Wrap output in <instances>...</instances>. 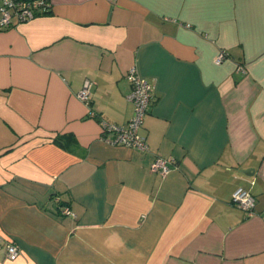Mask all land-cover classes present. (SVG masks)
Masks as SVG:
<instances>
[{
    "label": "crops",
    "instance_id": "obj_1",
    "mask_svg": "<svg viewBox=\"0 0 264 264\" xmlns=\"http://www.w3.org/2000/svg\"><path fill=\"white\" fill-rule=\"evenodd\" d=\"M50 2L0 30V264H264V0ZM132 67L146 151L101 137Z\"/></svg>",
    "mask_w": 264,
    "mask_h": 264
},
{
    "label": "built area",
    "instance_id": "obj_2",
    "mask_svg": "<svg viewBox=\"0 0 264 264\" xmlns=\"http://www.w3.org/2000/svg\"><path fill=\"white\" fill-rule=\"evenodd\" d=\"M50 7V0H3L0 4V30L12 25L13 20L16 24H20L38 14L46 13ZM224 57L225 52H220L215 57V63H220ZM126 78L130 83V90L126 99L133 104V115L124 124L100 119L101 137L110 144H119L146 151L148 144L140 129L151 103L153 85L151 80L139 74L134 67L128 71ZM90 88L91 81L85 79L82 87L76 93V96L86 104L90 103ZM95 114L93 110H89V115L94 116ZM173 166H176V161L173 158L155 156L149 164V169L164 177ZM230 202L249 216L255 213V197L249 190L237 187L231 193ZM59 210L61 214L74 215L66 204H59ZM5 251L7 258L13 260L18 256L19 248L16 243L8 242L5 245Z\"/></svg>",
    "mask_w": 264,
    "mask_h": 264
},
{
    "label": "water",
    "instance_id": "obj_3",
    "mask_svg": "<svg viewBox=\"0 0 264 264\" xmlns=\"http://www.w3.org/2000/svg\"><path fill=\"white\" fill-rule=\"evenodd\" d=\"M244 172L247 173L246 170H244Z\"/></svg>",
    "mask_w": 264,
    "mask_h": 264
}]
</instances>
